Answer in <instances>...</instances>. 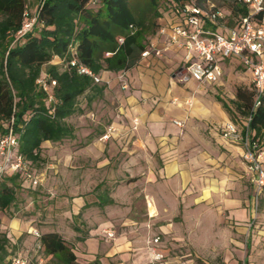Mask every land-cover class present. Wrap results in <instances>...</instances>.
I'll use <instances>...</instances> for the list:
<instances>
[{
	"label": "crops",
	"instance_id": "0c3cea01",
	"mask_svg": "<svg viewBox=\"0 0 264 264\" xmlns=\"http://www.w3.org/2000/svg\"><path fill=\"white\" fill-rule=\"evenodd\" d=\"M171 22L168 11L159 13L145 43L159 55L139 54L134 65L123 71L125 89L120 88V72L98 74L108 120L75 150L76 191L61 197L63 219L58 217L56 224L65 228L71 222L79 230L85 226L82 238L66 225L70 237L66 243L83 242L85 253V242L96 237V249L90 251H96L99 264H150L149 247L165 258L163 264H169L172 258L166 256L171 247L179 240L188 241L178 234L185 224L183 218L177 219L180 213L209 210L213 192L225 194L229 186H241L242 146L220 137V128L230 122L226 105L212 88L220 78L210 85L180 81L183 51L167 43L166 32L158 33L159 27ZM108 126L114 133L102 142L99 137ZM96 145L102 146L100 160L88 153ZM88 179L91 188L86 186ZM67 190L64 193L70 194ZM224 194L217 206L231 208L233 217H241L242 200ZM105 199L110 202L100 205ZM84 204L88 207L79 219L76 215Z\"/></svg>",
	"mask_w": 264,
	"mask_h": 264
},
{
	"label": "trees",
	"instance_id": "16d2710c",
	"mask_svg": "<svg viewBox=\"0 0 264 264\" xmlns=\"http://www.w3.org/2000/svg\"><path fill=\"white\" fill-rule=\"evenodd\" d=\"M186 1L146 0L138 8L132 0H43L37 6L34 27L12 43L10 35L20 28L26 5L24 0H0V135L11 131L16 139L17 156L26 168L43 163L42 143L73 139L72 128L65 119L76 112L78 97L84 96L86 105L102 98L104 86L78 75L66 62L73 57L96 75L130 68L144 50L146 37L154 32L158 10L167 11ZM215 6L224 12L227 27H236L246 15L245 5L237 0H230L228 6ZM119 38L121 44L117 42ZM69 48L74 50L73 55ZM54 58L60 62L53 64ZM39 78L54 81L48 92L51 101L37 84ZM233 105L241 119L249 116V144L264 147V92L253 106L249 88L236 89ZM22 182L27 187L31 185L20 172L6 171L1 176L0 212L11 206ZM109 202L105 199L99 204ZM87 207L84 204L76 217ZM72 230L81 234L77 227ZM37 241L43 253L57 263L78 264L58 233H41ZM7 245L8 240L0 234V264H6Z\"/></svg>",
	"mask_w": 264,
	"mask_h": 264
},
{
	"label": "rangeland",
	"instance_id": "374dc122",
	"mask_svg": "<svg viewBox=\"0 0 264 264\" xmlns=\"http://www.w3.org/2000/svg\"><path fill=\"white\" fill-rule=\"evenodd\" d=\"M37 1L24 0L26 11L32 13ZM132 1L141 8L146 0ZM204 1L196 0L197 6L202 8ZM229 1L211 0L214 5L219 6H228ZM52 63L57 64V59ZM219 65L220 84L212 86L213 92L226 105L228 120L240 131L242 119L234 110V93L236 89L249 88L250 75L235 59L221 60ZM41 70H44V67ZM76 108V112L65 119V123L72 128L73 139H65L59 143H42L40 157L43 163L28 168L24 166L21 171V174L28 173L31 178H35L36 184L28 188L27 183L22 182L23 186L16 191L11 206L0 212V234L8 240L6 246L8 254L4 260L6 264L13 257L23 258L25 264H59L53 257L43 253L37 239L32 235L34 231L38 234L58 231L65 243L70 240L65 232H68L66 225L72 229V223H65L64 228L61 224H56V221L63 219L60 216L61 197L72 195L76 191L75 150L89 141V136L93 137L94 133H98L108 120L106 102L102 98L93 99L86 105L84 96H80L76 99ZM101 149L102 146L96 145L88 150V153L100 160ZM103 153L105 154V150ZM12 155V159H15L17 147L13 148ZM239 160L242 165L241 186L237 188L229 186L225 194L222 190L213 192V201L209 210H187L177 217L179 221L183 218L185 222L184 226L179 227L178 234L188 237V241L179 240L174 247H171V251L166 256L172 258L169 264H264V192L257 196L252 193L245 163L242 157ZM99 169L102 171L103 168ZM89 180L86 186L91 188ZM109 185L108 182L105 187ZM67 189L70 190V194L64 193ZM223 194L227 199L242 200L241 217H233L229 210L231 208L224 209L217 206L222 203ZM78 218L80 219V216ZM81 229V235H84L85 226ZM91 238L85 242L88 248L85 253L83 242L66 243L74 254L76 263L84 264L99 260L96 251H90L96 249L97 238ZM164 259V257L161 259V263Z\"/></svg>",
	"mask_w": 264,
	"mask_h": 264
},
{
	"label": "built area",
	"instance_id": "2783aa9c",
	"mask_svg": "<svg viewBox=\"0 0 264 264\" xmlns=\"http://www.w3.org/2000/svg\"><path fill=\"white\" fill-rule=\"evenodd\" d=\"M93 2L97 0H92ZM242 2L246 8V15L239 19L236 27H227L225 24L224 12L215 6L210 0H205L202 8L198 7L196 0H187L181 6H172L167 10L172 22L165 27H159L158 33L166 32L167 43L183 51L182 63L184 74L180 81L192 79L200 85H210L221 77V60H238L250 75L249 90L253 93V106L257 104L258 98L264 92V0H237ZM43 0H38L35 10L30 13L23 12V22L20 28L10 35L12 43L21 38L36 24V9ZM159 13L162 10H158ZM118 44L122 39L117 40ZM11 43V44H12ZM70 55L74 50L69 48ZM150 53L159 55V51L152 45L147 46L141 53L146 57ZM107 55V54H106ZM57 59V58H54ZM60 60L57 59V63ZM66 65L73 69L78 75H84L98 84V75L93 74L87 67L79 64L71 57ZM120 88L125 89L123 71L118 74ZM41 90L47 93V100L52 97L48 93L54 85V81H47L43 78L37 80ZM249 116L242 119L241 130L227 122L220 128V137L226 141L238 142L242 146V159L248 173L249 183L252 186L254 195H259L264 190V147L256 143L249 144L247 138V124ZM133 126L136 122L132 121ZM176 125H180L175 122ZM134 128V127H133ZM114 133L112 126H108L99 140L106 142ZM16 147V139L8 130L0 137V178L6 171L20 172L24 164L16 155L13 158L12 151ZM29 180L31 185L36 184V179L31 178L28 173H22ZM32 235L38 239L39 234L34 231ZM157 243V238L152 240ZM150 264L161 263L162 256L155 251L154 247L148 248ZM10 264H25L21 257H14Z\"/></svg>",
	"mask_w": 264,
	"mask_h": 264
}]
</instances>
